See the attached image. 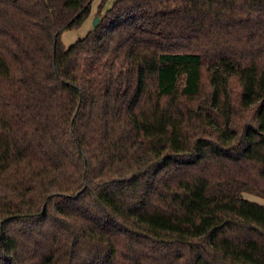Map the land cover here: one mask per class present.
<instances>
[{
	"label": "trees",
	"instance_id": "obj_1",
	"mask_svg": "<svg viewBox=\"0 0 264 264\" xmlns=\"http://www.w3.org/2000/svg\"><path fill=\"white\" fill-rule=\"evenodd\" d=\"M0 0V264H264V0Z\"/></svg>",
	"mask_w": 264,
	"mask_h": 264
},
{
	"label": "rangeland",
	"instance_id": "obj_2",
	"mask_svg": "<svg viewBox=\"0 0 264 264\" xmlns=\"http://www.w3.org/2000/svg\"><path fill=\"white\" fill-rule=\"evenodd\" d=\"M100 2H101V0H94L93 1L92 7H91L92 8L91 14L85 20L83 25H81L78 28L65 30L62 33L61 39H62V41H63V43L65 45L68 46V45L74 43L76 40L84 37L88 33V31L91 30L94 27L95 19L97 17H99L97 12H98V5H99ZM113 2H114V0H107L105 2L104 10L108 9L109 7H111ZM244 194H245L246 197L264 204V198L263 197L254 195V194L249 193V192H245Z\"/></svg>",
	"mask_w": 264,
	"mask_h": 264
},
{
	"label": "water",
	"instance_id": "obj_3",
	"mask_svg": "<svg viewBox=\"0 0 264 264\" xmlns=\"http://www.w3.org/2000/svg\"><path fill=\"white\" fill-rule=\"evenodd\" d=\"M98 20H99V17H97V18L95 19V25L97 24Z\"/></svg>",
	"mask_w": 264,
	"mask_h": 264
}]
</instances>
